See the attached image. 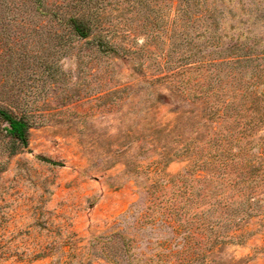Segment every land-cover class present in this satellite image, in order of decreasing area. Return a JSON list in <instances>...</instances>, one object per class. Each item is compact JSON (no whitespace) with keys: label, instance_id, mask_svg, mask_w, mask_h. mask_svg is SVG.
Segmentation results:
<instances>
[{"label":"rangeland","instance_id":"obj_1","mask_svg":"<svg viewBox=\"0 0 264 264\" xmlns=\"http://www.w3.org/2000/svg\"><path fill=\"white\" fill-rule=\"evenodd\" d=\"M263 56L264 0H0V264H264Z\"/></svg>","mask_w":264,"mask_h":264},{"label":"trees","instance_id":"obj_2","mask_svg":"<svg viewBox=\"0 0 264 264\" xmlns=\"http://www.w3.org/2000/svg\"><path fill=\"white\" fill-rule=\"evenodd\" d=\"M208 14L209 11L204 12L203 18H210L208 17ZM68 23L71 26L72 34L80 38H85L90 34L91 27L84 15L80 14L79 16H72L69 18ZM262 60H264V56L262 57ZM254 78H256V81L264 80V68H258L256 71V76ZM255 83L258 84L260 82ZM256 103L254 102V105ZM0 120L4 121L8 125V127L6 128V137L9 138V142L12 144V146L18 144L20 147L26 148L28 146V122L23 117L18 118L11 114L9 111H6L2 108H0ZM256 161L258 163L256 170H259L264 162V142L260 143L259 157L256 159Z\"/></svg>","mask_w":264,"mask_h":264}]
</instances>
